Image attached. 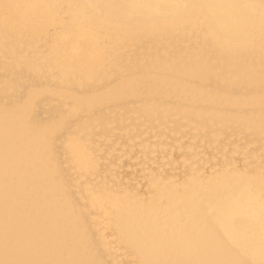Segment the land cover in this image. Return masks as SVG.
I'll use <instances>...</instances> for the list:
<instances>
[{
  "label": "bare ground",
  "instance_id": "6f19581e",
  "mask_svg": "<svg viewBox=\"0 0 264 264\" xmlns=\"http://www.w3.org/2000/svg\"><path fill=\"white\" fill-rule=\"evenodd\" d=\"M0 264H264V0H0Z\"/></svg>",
  "mask_w": 264,
  "mask_h": 264
},
{
  "label": "snow or ice",
  "instance_id": "6c2138e0",
  "mask_svg": "<svg viewBox=\"0 0 264 264\" xmlns=\"http://www.w3.org/2000/svg\"><path fill=\"white\" fill-rule=\"evenodd\" d=\"M5 7H8L7 5H5ZM43 141L46 143V141H47V137L46 136H43Z\"/></svg>",
  "mask_w": 264,
  "mask_h": 264
}]
</instances>
